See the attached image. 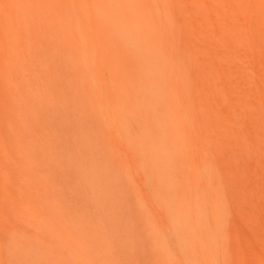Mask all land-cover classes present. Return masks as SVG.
<instances>
[{"label": "bare ground", "instance_id": "obj_1", "mask_svg": "<svg viewBox=\"0 0 264 264\" xmlns=\"http://www.w3.org/2000/svg\"><path fill=\"white\" fill-rule=\"evenodd\" d=\"M210 23L217 30H212L213 38L219 33L228 39L239 27L244 37L260 45L264 43V0H0V66L3 69L0 79L7 86L8 102L15 109L9 120L11 126H15L17 135L27 136L23 148L26 145L49 171L43 181L36 183V193L39 198H45L39 201L38 208L56 234L54 249L49 248L54 264H67L66 253L74 257L76 264H96L99 259L96 247L101 239L95 234L86 235L92 231L86 220L92 217V212L75 206V198L66 204V170H69L68 186L72 180L76 185L73 194L84 188L90 192L93 180L88 174L97 185L101 163L99 166L95 163L99 140L98 125L93 119L98 122L100 108L118 113L116 106L129 107L128 110L140 106L146 113L154 114V120L143 114L144 129L153 128L160 133L153 140L152 148L157 151L154 162L157 166L163 164L165 171L175 175L181 165L178 159L183 144L179 140L181 131H188L179 124L183 108L194 110L192 121L199 138L197 143L205 153L217 141L205 135L207 127L205 116L200 113L197 85L205 89L208 103L220 106L224 98L219 95L222 91L217 78L223 63L219 62L221 58L215 61L212 67L217 69L210 70L206 82V74L203 76L200 67L206 68L208 61L205 66L199 63L206 59L197 55L199 43L191 36L195 32L200 38L204 33L207 35ZM107 43L109 48H104ZM251 49L245 50L248 56L254 51ZM258 53L264 55V49ZM179 75V79L172 77ZM118 114L119 118L124 117L125 112ZM123 124L124 121L117 122L118 127ZM231 124L235 125L228 126ZM235 131L239 129L232 132ZM243 132L249 135L246 130ZM184 134L188 142L195 138L190 131ZM66 146L74 151L71 156L66 154ZM48 149L52 151L49 156ZM206 156L202 157L205 162ZM160 182L163 184L165 179ZM175 201H170L169 208L174 216H180L181 209L173 206ZM68 211L71 216L67 215ZM75 216L77 219L73 221L71 217ZM68 220L76 227L79 224V233ZM81 220L84 221L80 223ZM238 245L235 246L243 252ZM87 247L94 249L88 253ZM112 248L113 243L107 249ZM27 252L22 255L26 256ZM116 255L110 251L108 260L112 261ZM244 257L245 261L241 259L240 264L246 263ZM225 260L229 264L227 257Z\"/></svg>", "mask_w": 264, "mask_h": 264}, {"label": "rangeland", "instance_id": "obj_2", "mask_svg": "<svg viewBox=\"0 0 264 264\" xmlns=\"http://www.w3.org/2000/svg\"><path fill=\"white\" fill-rule=\"evenodd\" d=\"M209 30L207 35L204 33V39L195 35L196 32L191 33L199 43L197 55L206 59L199 63L205 66L208 61L206 68L200 67L203 76L206 74V82L210 70L217 69V66L213 68L215 61L221 58L219 62L223 63H220L222 71L217 78L222 91L219 95L224 98L220 106L208 103L205 89L197 85L200 113L205 116L207 127L205 135L217 138L211 147L206 141V146L210 147L207 153L197 143L192 109H182L183 119L179 124L188 131H181L179 140L183 144L178 157L181 165L175 175L165 171L163 164L157 166L154 162L157 151L152 148L153 140L158 139L160 133L153 128L146 131L143 116L145 113L147 119L154 120V114L146 113L140 106L133 110L116 106L118 113L125 112L124 117L119 118L118 113L101 106L98 122L93 119L98 125L95 135L99 140L98 162L95 163L98 166L101 163L98 186L88 174L93 180L90 192L84 188L77 195L73 194L76 185L71 179L68 186L69 170H66V204L75 198V206L92 212L90 220L86 219L92 231L86 235L95 234L101 239L97 242L100 246L96 247L99 253L96 264H226V257L229 264H240L244 256L246 263L243 264H264V55L258 53L264 49V43L253 44L257 41L244 37L239 27L229 40L219 33L213 38L212 30H217L211 23ZM250 48L254 51L248 56L245 50ZM2 71L0 66V77ZM172 77L181 78L180 75ZM7 94V86L0 79V264H54L49 248L54 249L56 234L38 208L39 201L45 198H39L36 193V183L43 181L49 171L26 145L23 148L27 136L17 135V129L9 122L15 109L9 104ZM111 115L119 119L114 120ZM118 121L124 124L118 127ZM230 123L235 125L228 126ZM237 128L238 132H232ZM189 131L195 134L192 142L186 141L188 136L184 134ZM49 153H52L50 149L47 155ZM73 153L71 146H66V154ZM204 154H207V162L202 159ZM172 200H176L173 206L181 209L180 216H174L169 208ZM67 213L71 216L69 211ZM71 218L77 219L76 216ZM67 223L72 224L71 220ZM75 228L79 233V224ZM235 240L243 252L240 247L237 249ZM112 243L114 251L107 249ZM91 249L87 247L88 253ZM110 251L117 254L112 261L108 260ZM22 252L28 254L25 256ZM66 256L67 264H76L70 253ZM70 258L72 260L68 261Z\"/></svg>", "mask_w": 264, "mask_h": 264}]
</instances>
